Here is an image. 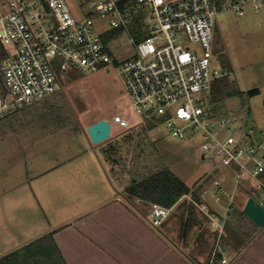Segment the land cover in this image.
Segmentation results:
<instances>
[{
	"label": "rangeland",
	"instance_id": "1",
	"mask_svg": "<svg viewBox=\"0 0 264 264\" xmlns=\"http://www.w3.org/2000/svg\"><path fill=\"white\" fill-rule=\"evenodd\" d=\"M92 16L100 31L110 29L107 18L97 11ZM215 21L220 50L213 63L233 72L230 81L241 92L216 102V110L220 116L237 119L245 130L254 128V140L245 139L256 144L264 130V6L256 12L248 5L243 16L222 10ZM109 34L113 35L109 47L114 63L94 72H77L72 80L66 77L56 93L16 108L24 113L9 124H0V249L30 235L27 229L32 224L31 209L40 212L43 207L50 221L58 224L119 192L127 195L126 188L132 183L165 167L201 197L197 200L187 194L177 202L170 219L174 237L178 238L183 228L188 239L197 237L198 229L204 230L205 216L196 208L195 214L188 211L191 199L221 207L222 201L212 194L216 191L213 180L223 170H216L201 158L200 137H173L161 130L154 119L133 111L117 64L134 55L135 47L125 31ZM253 88L259 92L249 95L247 92ZM214 95L218 96L217 92ZM118 114L129 125L112 123L110 137L93 143L87 127ZM3 133L8 136L3 138ZM31 189H35L36 202L29 199ZM203 193L207 195L205 199ZM131 201L133 206L151 214L154 203L135 197ZM178 213L180 218L176 219Z\"/></svg>",
	"mask_w": 264,
	"mask_h": 264
},
{
	"label": "built area",
	"instance_id": "2",
	"mask_svg": "<svg viewBox=\"0 0 264 264\" xmlns=\"http://www.w3.org/2000/svg\"><path fill=\"white\" fill-rule=\"evenodd\" d=\"M248 5L257 12L264 0H10L0 14V43L7 52L0 65V120L53 95L71 74L114 63L109 32L125 31L135 53L117 69L133 111L173 137L201 138V158L223 170L213 180L217 201L231 175L235 189L252 181V196L262 203L264 130L249 144L254 128L220 116L212 102L216 82L233 77L213 63L216 15L228 10L243 16ZM94 11L108 19L110 29L97 28ZM109 121L129 125L119 114ZM191 202L221 236L227 215L219 217L204 201ZM170 211L154 203L153 225H161Z\"/></svg>",
	"mask_w": 264,
	"mask_h": 264
},
{
	"label": "crops",
	"instance_id": "3",
	"mask_svg": "<svg viewBox=\"0 0 264 264\" xmlns=\"http://www.w3.org/2000/svg\"><path fill=\"white\" fill-rule=\"evenodd\" d=\"M8 3L10 0L6 1V6L0 7V14L9 10ZM23 113L15 109L1 119L0 124H9L11 119ZM3 136L7 137L8 133H3ZM252 183H242L235 189L234 178L229 176L221 195V207L212 206L219 217L227 215L221 236L216 227L204 224V230L197 226L200 228L196 230L198 236L193 239H188L184 228L178 238L174 237L170 219L177 203L171 207L163 223L155 226L148 217L150 214L133 206V197L127 192V195L119 192L90 210L58 224L50 221L43 207L40 212L31 209L32 224L27 229L30 235L15 245L1 248L0 258L24 250L49 235L51 237L46 244L34 246L30 252L20 256L22 264H34L35 260L50 261L54 254L60 257L63 264H264V226L253 223L237 228V217L233 211L234 208L243 210L247 199L253 195L252 190L245 186L250 187ZM31 190L32 194L27 192L29 199L31 197L36 202L35 189ZM205 197L202 194V198ZM222 197L227 199L222 200ZM179 214L176 219L180 218ZM232 234L235 237L237 234L238 238ZM244 234L246 238H243Z\"/></svg>",
	"mask_w": 264,
	"mask_h": 264
},
{
	"label": "trees",
	"instance_id": "4",
	"mask_svg": "<svg viewBox=\"0 0 264 264\" xmlns=\"http://www.w3.org/2000/svg\"><path fill=\"white\" fill-rule=\"evenodd\" d=\"M216 39H218V32L215 27L214 44H213V50L215 54L220 50V47H218V45L216 44ZM6 57H7L6 49L0 43V65ZM223 65L227 66L226 63H223ZM75 76H76L75 74H71L70 76H68V78L70 77V80H72L75 78ZM1 80H2V75L0 72V82ZM215 92H217L218 95L216 97L214 95ZM258 92H259L258 88H253L249 90L247 93L249 95H255ZM235 93L241 94V92L236 91L234 87V82L230 81V78L223 77L216 82L215 89L212 94V102L216 104V102L220 100H224ZM215 108H217L216 105ZM263 177H264V173H263ZM127 193L129 194V196L139 198L144 202L157 203L169 208L173 207L184 195L187 194L193 195L194 198L197 200L201 199L200 195L196 193L193 187L189 186L186 182L180 179L168 167H165L159 172H156L146 178H143L140 181H135L134 183H132V185H130L127 188ZM187 206L190 210V213L195 214L194 212L195 206L193 205V203L188 201ZM233 211L237 217V220L235 221L237 228L247 226L248 224H253V222L244 214L242 209L238 210L234 208ZM227 229L229 231L230 228L227 227ZM232 235L233 237H235V234ZM50 237L51 236L49 235L42 237L41 239H38L35 242L28 245L29 247H25V249L23 248L24 250L22 249L17 250L9 255L4 256L3 258H0V264H22L20 261L21 259L20 256H22V254H27V252H30L34 246L36 247L41 244H46V241L50 239ZM235 238H238L237 234ZM42 250L45 251V248H42ZM36 261L37 260H35L34 264H63L61 262L60 257L57 256V254L56 255L54 254L50 261H45V262L43 261L36 262Z\"/></svg>",
	"mask_w": 264,
	"mask_h": 264
},
{
	"label": "water",
	"instance_id": "5",
	"mask_svg": "<svg viewBox=\"0 0 264 264\" xmlns=\"http://www.w3.org/2000/svg\"><path fill=\"white\" fill-rule=\"evenodd\" d=\"M87 132L93 143H101L111 135V123L102 118L87 127ZM244 214L257 226H264V201L261 203L254 196H250L244 207Z\"/></svg>",
	"mask_w": 264,
	"mask_h": 264
},
{
	"label": "snow or ice",
	"instance_id": "6",
	"mask_svg": "<svg viewBox=\"0 0 264 264\" xmlns=\"http://www.w3.org/2000/svg\"><path fill=\"white\" fill-rule=\"evenodd\" d=\"M181 114H183V113H181Z\"/></svg>",
	"mask_w": 264,
	"mask_h": 264
}]
</instances>
